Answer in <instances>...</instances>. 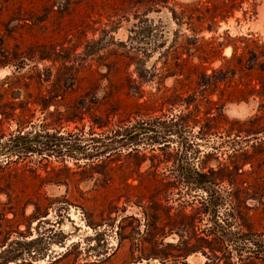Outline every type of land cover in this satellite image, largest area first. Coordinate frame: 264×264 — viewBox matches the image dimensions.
<instances>
[{
    "label": "rangeland",
    "instance_id": "1",
    "mask_svg": "<svg viewBox=\"0 0 264 264\" xmlns=\"http://www.w3.org/2000/svg\"><path fill=\"white\" fill-rule=\"evenodd\" d=\"M0 264H264V0H0Z\"/></svg>",
    "mask_w": 264,
    "mask_h": 264
}]
</instances>
